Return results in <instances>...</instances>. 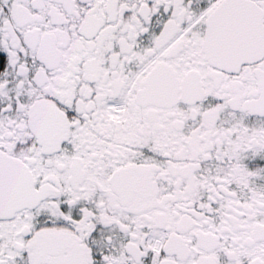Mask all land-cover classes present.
<instances>
[{
  "label": "snow or ice",
  "instance_id": "1",
  "mask_svg": "<svg viewBox=\"0 0 264 264\" xmlns=\"http://www.w3.org/2000/svg\"><path fill=\"white\" fill-rule=\"evenodd\" d=\"M0 264H264V0H0Z\"/></svg>",
  "mask_w": 264,
  "mask_h": 264
}]
</instances>
